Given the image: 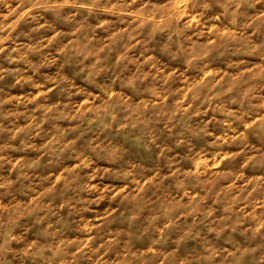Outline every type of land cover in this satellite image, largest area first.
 <instances>
[{"label":"clouds","instance_id":"obj_1","mask_svg":"<svg viewBox=\"0 0 264 264\" xmlns=\"http://www.w3.org/2000/svg\"><path fill=\"white\" fill-rule=\"evenodd\" d=\"M0 264H264V0H0Z\"/></svg>","mask_w":264,"mask_h":264}]
</instances>
